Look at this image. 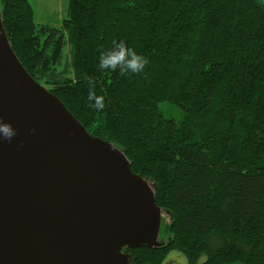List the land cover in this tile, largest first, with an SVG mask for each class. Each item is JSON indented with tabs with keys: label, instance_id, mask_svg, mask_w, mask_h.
Segmentation results:
<instances>
[{
	"label": "trees",
	"instance_id": "16d2710c",
	"mask_svg": "<svg viewBox=\"0 0 264 264\" xmlns=\"http://www.w3.org/2000/svg\"><path fill=\"white\" fill-rule=\"evenodd\" d=\"M0 10L27 72L120 149L171 215L164 245L124 249L133 264H169L173 252L264 264V0H69L60 28L37 24L30 0ZM121 41L148 59L143 72L98 67ZM85 76L102 111L88 106Z\"/></svg>",
	"mask_w": 264,
	"mask_h": 264
},
{
	"label": "water",
	"instance_id": "95a60500",
	"mask_svg": "<svg viewBox=\"0 0 264 264\" xmlns=\"http://www.w3.org/2000/svg\"><path fill=\"white\" fill-rule=\"evenodd\" d=\"M0 117L17 133L0 142V264H133L125 248L164 245L152 186L27 72L1 10Z\"/></svg>",
	"mask_w": 264,
	"mask_h": 264
},
{
	"label": "clouds",
	"instance_id": "9594fccd",
	"mask_svg": "<svg viewBox=\"0 0 264 264\" xmlns=\"http://www.w3.org/2000/svg\"><path fill=\"white\" fill-rule=\"evenodd\" d=\"M148 63L149 61L145 56L129 48L125 42L121 41L119 43H114L111 49L100 52L98 67L101 70H110L112 72L119 70L121 75L139 74L144 71ZM84 79L88 86V106L97 111H102L106 107L105 100L103 96L96 94L95 80L87 76H85ZM32 131H35V129ZM0 132L3 133L0 135V142L4 139L10 142L17 134L11 124L5 123L2 117H0Z\"/></svg>",
	"mask_w": 264,
	"mask_h": 264
},
{
	"label": "rangeland",
	"instance_id": "374dc122",
	"mask_svg": "<svg viewBox=\"0 0 264 264\" xmlns=\"http://www.w3.org/2000/svg\"><path fill=\"white\" fill-rule=\"evenodd\" d=\"M30 3L34 9L35 22L37 24L46 25L53 28H60L63 24V21L68 18L69 0H30ZM65 52H67L66 56L70 63L71 53L67 50V47L64 49V54ZM147 181L150 185L152 184L149 180ZM163 217L165 218L166 223L170 222L171 215L168 212L162 211V220ZM164 240L160 239L159 233V241L165 243ZM170 256L174 257L175 259L173 258L169 264H178V262L179 264H188L186 258L179 252H173L170 254Z\"/></svg>",
	"mask_w": 264,
	"mask_h": 264
}]
</instances>
